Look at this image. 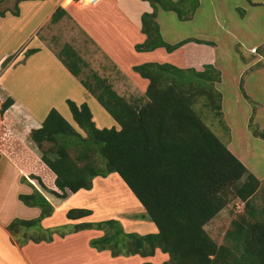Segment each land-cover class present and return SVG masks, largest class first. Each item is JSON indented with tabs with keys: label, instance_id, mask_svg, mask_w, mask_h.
I'll return each instance as SVG.
<instances>
[{
	"label": "trees",
	"instance_id": "16d2710c",
	"mask_svg": "<svg viewBox=\"0 0 264 264\" xmlns=\"http://www.w3.org/2000/svg\"><path fill=\"white\" fill-rule=\"evenodd\" d=\"M21 1L15 0L13 9L0 14L10 10L18 16ZM147 1L153 11L142 14L141 31L146 39L135 45L136 51L164 47L171 53L189 42L213 45L191 38L169 43L157 21L159 10L173 11L179 19L189 20L200 7V0ZM65 13L57 8L51 21L57 22ZM36 51L27 50L25 58ZM58 57L75 76L88 67L71 44H65ZM133 70L149 83L143 96L131 99L120 95L97 72L80 79L118 128L98 127L87 103L67 100L77 127L52 108L42 125L32 129L30 139L39 148L44 143L50 146L40 155L26 149L16 158L26 172L22 181L33 187L31 193L19 194V199L26 206L39 208L40 215L15 218L8 231L20 245L30 239L52 241L56 231L44 228L41 221L78 191L91 190L96 177L117 173L157 231L128 232L116 218L77 223L74 231H103L89 241L96 250H108L113 257H150L160 249L169 255L161 264H264V206L251 201L261 181L193 108L201 98L224 121L223 95L215 87L221 81V71L211 63L197 70L159 62L138 64ZM12 104L13 99L8 97L0 112L3 114ZM256 136L264 139V132H256ZM234 197L245 203L247 215L233 219L223 242L218 243L205 225ZM92 213L89 208H72L67 217L80 219Z\"/></svg>",
	"mask_w": 264,
	"mask_h": 264
},
{
	"label": "rangeland",
	"instance_id": "374dc122",
	"mask_svg": "<svg viewBox=\"0 0 264 264\" xmlns=\"http://www.w3.org/2000/svg\"><path fill=\"white\" fill-rule=\"evenodd\" d=\"M14 1L7 0L0 4V10L13 9L15 6ZM84 11L87 12V9L84 8ZM157 21L160 24L164 39L170 43L189 37L213 42L211 46L210 44L190 43L186 45L184 50L176 52L175 55H169L166 52L170 57L166 60H156V62H169L172 64V60L177 55L183 54H185L187 61L192 60L198 63L202 59L205 62H216L214 64L221 71V81L215 83V87L223 95L222 113L224 121L221 122L217 117V113L205 106L204 100L201 98L197 99L193 108L219 139L260 179L261 184L251 201L259 206H264V139L256 136V132H264V0H200V7L189 20L179 19L173 11L159 10ZM53 24L52 22L45 26L43 29L44 36L42 37L48 40V43L57 51L61 50L68 42L77 44L80 41L79 36H76L79 29L74 27L70 20L63 25L56 24L54 26ZM132 34L130 33L127 36L126 43H128L131 36H136V33ZM17 42L16 37L5 34L0 41V56L8 53L4 60L9 58V61L0 72V79L4 81L1 84L2 87L20 93L26 82L33 90L46 91L48 98L44 102L49 101L57 104L61 100L60 96L67 94L69 96L64 100V103L67 100L77 103L79 95L76 99L72 98L75 95V89L70 86H76V82L82 84L81 77L85 79L92 71L97 72L96 66L93 67L92 63H88V67L84 68L80 76L74 75L75 77L72 79L64 80L65 83L60 80L58 84L62 83L64 85L56 91L57 89L49 87L41 81L42 78L50 81V76L51 78L54 74L56 76L54 68L39 71L37 66L32 71H26L24 69L26 63L19 60L22 59L20 50L13 51V46ZM30 42L31 39L26 38L22 45H33V42ZM28 47L25 49L26 51ZM100 48L102 49L96 43V61H100L99 58H102L99 52L104 50L101 51ZM128 60L134 61V58L129 57ZM127 81L125 80L122 86H118V90H121L124 96L126 95L127 98L131 99L134 95L140 97L144 95L145 87H140L136 83L128 84ZM81 86L83 87V85ZM134 87L135 89H132ZM83 88L84 92H87L86 88ZM0 91L4 97H12L11 94L7 95L8 91H2L1 88ZM82 99H87L82 103H87L90 106L95 117L98 112L109 114L106 113V110L96 98L87 97ZM5 100L0 101V108ZM67 104L66 106H68ZM52 108L56 107L52 106ZM56 109L62 111V106ZM67 110L68 114L64 113V116L68 117L70 122L77 127L78 125H76L69 108ZM1 114L0 112V119H2ZM98 116L96 121L99 126L110 127L107 126L108 124H100L99 121L102 117ZM109 116L111 115L109 114ZM49 146L50 144L44 143L43 148L38 146H34V148L38 153H41L42 149H47ZM37 152L34 153L38 155ZM21 176L24 177L23 174ZM94 183L95 187L90 193H81L71 201V203H75L77 200L87 201L88 205L94 209V215L88 221L95 222L101 220L100 218H116L122 222L128 232L133 231L141 234L155 232V224L143 216L145 213L142 205L128 191V188L126 189V185L117 173H112L108 177H98ZM79 204L76 206L79 207ZM65 209L66 206H62L57 216L66 215ZM244 215H247L245 203L234 197L218 215L205 225V229L215 241L222 243L223 236L231 226L232 220L241 218ZM75 225L55 226L54 230L61 237H64V232L68 233V229L70 227L74 228ZM92 231L88 230L87 232ZM69 234L71 236L76 235L72 238V240H75L72 247L77 252L76 264H138L140 262L136 257H113L109 253L98 256L96 253L101 251L96 250L89 244L91 239L98 236H92L91 239L88 238L86 241L88 234H82L74 230ZM88 247L95 250L96 253L89 251ZM110 256L113 259L108 260V257L111 258ZM116 258H119L118 261H116ZM151 262L161 264L163 259L159 260V257H155Z\"/></svg>",
	"mask_w": 264,
	"mask_h": 264
},
{
	"label": "crops",
	"instance_id": "0c3cea01",
	"mask_svg": "<svg viewBox=\"0 0 264 264\" xmlns=\"http://www.w3.org/2000/svg\"><path fill=\"white\" fill-rule=\"evenodd\" d=\"M85 1L84 4H79L75 0H23L19 3L20 14L18 16L14 15L10 10H7L3 16L0 14V41L4 34L10 37H16L18 42L13 46V51L20 50L19 52L22 59L19 60L26 63L24 66L26 71H32L37 66L39 67V71L49 68L52 70V68H54L56 76L53 73V77L51 78L50 76V81L43 78L41 81L47 86L57 89L56 91L64 85L62 83L58 84L60 80H63V83H65L64 80H70L75 77L58 58L57 55L60 50L57 51L48 43V40H45L42 37L44 36L43 29L46 25L52 23V15L59 7L63 8L66 13L53 25H63L70 20L74 27H78L79 30L77 29L78 34L76 36H79L81 42L79 41L77 44H75V42L68 43L72 45L87 63H92L93 67L95 65L97 73L101 77H106L113 85L114 89L123 96L124 94L121 93V90H118V86H122L125 80H128V84H139L140 87H145V90L149 83L147 79L141 77L133 70V66L145 62L166 60V58L170 57L169 55H175L176 52L184 50L186 45L196 43L189 42L171 53H169L164 47L148 52H138L135 49V45L144 42L146 39V35L141 31L142 14L153 11L149 1L98 0V2L94 3H90V0ZM84 8L87 9V12L84 11ZM1 11L3 10H0V12ZM130 33H136V36H131L128 43H126L125 39ZM26 38H30L33 45H22ZM189 38L202 40L196 37ZM96 43H98L104 50L102 51L100 48L102 51L99 52V55L102 57L99 58L100 61H96ZM198 44L205 45L204 43ZM27 47V50L36 49L37 51L25 58V49ZM7 54L8 53H4L0 56V72L7 64L3 65V62L6 60H4V58ZM129 57L134 58V61L128 60ZM172 62V64L181 68L194 67L197 70H203L204 64L216 63L215 61L205 62L202 59L198 63L192 60L187 61L185 54L177 55ZM3 83V79H0L1 90L8 91L9 93L7 95L11 94L12 97L10 98L13 99V104L4 112V114H1L2 119H0V264H76L75 258L77 257V252L76 249L72 247V244H75L73 242L75 240H72V238L76 237V235L71 236V234H69L73 230V227L68 229V233L64 232V237H61L59 233L53 232L52 241L35 242L30 239L24 245L18 244L17 239H15L7 229V226L15 218L32 219L40 215L39 208L26 206L19 199V194L31 193L33 187L27 184V182L22 181L21 175H26V172L16 162V156H19L26 149L30 151L33 150L31 151L33 153L37 152L36 148H34L37 144L30 139L32 129L39 128L42 125L47 114L52 109V106L56 108L62 106V111H58L63 116L68 114L67 109L69 106H66L67 101L64 103V100L69 95L66 94L60 96L61 100L57 104L49 101L44 102L47 100L46 98H48L46 91L40 92L38 89L33 90L30 85H27L25 82L24 87L21 88V92L16 93V91H13L12 89L8 90L7 88L2 87L1 84ZM76 83V86L70 87H74L75 89V95H73L72 98L76 99L79 95L77 98V104H81L84 100H87L82 98L91 97L95 99L94 95H92L87 89V92H84L83 84ZM81 85H83V87ZM132 89H135V87ZM7 98L8 97H4L3 93L0 91V101ZM106 113L108 112L106 111ZM98 115L102 117L100 119L101 121L106 122L103 123L99 121L100 124H108L107 126L110 127H119L118 123L112 116H109V114H107V116L103 112H98ZM64 117L70 121L68 117ZM96 117L93 114L96 125L99 126ZM99 127L102 128L101 126ZM37 154L40 155L38 152ZM97 178L98 177L94 179V182ZM120 179L122 180L121 177ZM123 183L126 185L124 181ZM94 187L95 183H93V188L91 190L82 189L78 191L62 205L56 207L51 216L44 218L41 221V225L46 229H55V226H64L68 224L75 225L85 221L89 222L88 219L94 215V209L88 205L87 201H75V203L81 204H79V207H77L78 205L74 202L71 203V201L81 193H90ZM127 188L135 197L133 192L126 185V189ZM62 206H66V215L57 216ZM72 208H89L93 213L80 219H71L67 217V213ZM100 219L104 220V218ZM154 229V231H157V228ZM88 230L93 231L87 232ZM79 232L82 234H88L86 241L92 236L99 237L103 234V231L96 229H85ZM88 250L96 253L95 250H92L89 247ZM161 252L160 249H157L154 256L141 257L139 255H133L130 257H136L139 259L140 262L138 264H144L148 261L151 262L155 257H159V260L163 259V261L168 260L169 255ZM104 253L110 254V251L105 250L96 254L100 256ZM71 258L74 260L72 261ZM109 259L113 258L108 257V260ZM118 259L119 258H116V261H118Z\"/></svg>",
	"mask_w": 264,
	"mask_h": 264
},
{
	"label": "built area",
	"instance_id": "2783aa9c",
	"mask_svg": "<svg viewBox=\"0 0 264 264\" xmlns=\"http://www.w3.org/2000/svg\"><path fill=\"white\" fill-rule=\"evenodd\" d=\"M76 2H78L79 4H84L86 1L85 0H75ZM96 2V0H90V3H94Z\"/></svg>",
	"mask_w": 264,
	"mask_h": 264
},
{
	"label": "water",
	"instance_id": "95a60500",
	"mask_svg": "<svg viewBox=\"0 0 264 264\" xmlns=\"http://www.w3.org/2000/svg\"><path fill=\"white\" fill-rule=\"evenodd\" d=\"M143 216L145 217L146 215L144 214Z\"/></svg>",
	"mask_w": 264,
	"mask_h": 264
}]
</instances>
